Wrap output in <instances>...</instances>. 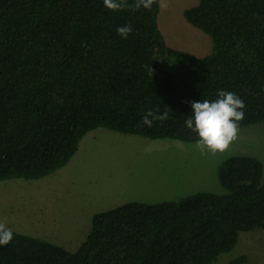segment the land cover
<instances>
[{"label": "trees", "instance_id": "16d2710c", "mask_svg": "<svg viewBox=\"0 0 264 264\" xmlns=\"http://www.w3.org/2000/svg\"><path fill=\"white\" fill-rule=\"evenodd\" d=\"M132 0H129L131 4ZM151 11H110L103 0H0V179L44 177L64 166L81 138L102 126L196 142L190 102L234 92L239 128L264 123V0H198L186 20L213 52L170 46ZM131 25L122 39L116 29ZM152 68V74L149 69ZM167 111L148 128L142 118ZM262 161L228 156L225 192L130 201L94 214L76 250L25 233L0 245V264H216L242 231L264 230ZM245 255L225 264H244Z\"/></svg>", "mask_w": 264, "mask_h": 264}, {"label": "rangeland", "instance_id": "374dc122", "mask_svg": "<svg viewBox=\"0 0 264 264\" xmlns=\"http://www.w3.org/2000/svg\"><path fill=\"white\" fill-rule=\"evenodd\" d=\"M197 2L159 0L158 25L170 46L204 56L213 52L211 36L183 15ZM195 143L96 127L56 171L37 179H0V222L73 251L98 212L130 201L157 203L198 191L225 192L218 166L228 156H255L264 168V123L239 128L223 153L201 155ZM242 254L247 257L244 264H264L262 228L240 232L236 246L221 254L216 264Z\"/></svg>", "mask_w": 264, "mask_h": 264}, {"label": "clouds", "instance_id": "9594fccd", "mask_svg": "<svg viewBox=\"0 0 264 264\" xmlns=\"http://www.w3.org/2000/svg\"><path fill=\"white\" fill-rule=\"evenodd\" d=\"M157 0H103L106 9L110 11L132 10L139 11L141 8L147 11L152 10V6ZM161 7H167L166 3H161ZM117 34L122 39H127L132 32L131 25H122L116 29ZM152 74V68L149 69ZM192 113L185 121V126L198 139L194 148L201 155L211 153H223L229 145L237 138L239 122L244 119L245 104L234 92L218 90L217 99L210 101L203 99L190 102ZM167 118V111L156 116L148 112L141 120V125L151 128L156 119L161 121ZM13 239V232L0 222V245H7Z\"/></svg>", "mask_w": 264, "mask_h": 264}]
</instances>
